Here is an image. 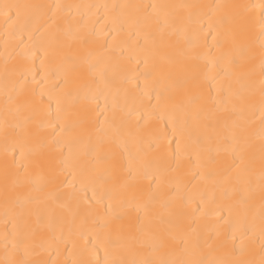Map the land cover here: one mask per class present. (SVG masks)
Masks as SVG:
<instances>
[{"label": "snow or ice", "instance_id": "6c2138e0", "mask_svg": "<svg viewBox=\"0 0 264 264\" xmlns=\"http://www.w3.org/2000/svg\"><path fill=\"white\" fill-rule=\"evenodd\" d=\"M100 7L102 32L95 28L94 13L80 11ZM180 9L186 15H179ZM0 17L8 30L43 19L47 33L39 49L41 80L33 76L29 82L31 66L9 70L6 65L15 93L6 91V111L11 103L17 114L30 112L29 120L51 116L54 98L57 122L65 128L83 125L89 138L95 137L91 161L72 164L74 179L75 170L81 172L79 188L59 182L64 169L50 156L26 152L20 142L6 146L0 264H264V0L4 2ZM193 17L198 27L190 34L185 22ZM130 76L143 80L147 119L133 120L135 114L118 103L127 95L123 85ZM50 80L47 92L28 86ZM153 116L157 124L149 128ZM4 135L7 144V121ZM150 153L162 161L151 172ZM21 191L28 195L21 197ZM99 205L104 206L103 239H86L84 252H77L63 238L62 225L56 235L57 209L69 213L73 223L78 216L86 223ZM61 244H71L62 260ZM52 252L57 259L50 258Z\"/></svg>", "mask_w": 264, "mask_h": 264}, {"label": "bare ground", "instance_id": "6f19581e", "mask_svg": "<svg viewBox=\"0 0 264 264\" xmlns=\"http://www.w3.org/2000/svg\"><path fill=\"white\" fill-rule=\"evenodd\" d=\"M11 2L21 4H72V5H112V4H137V3H158V4H215V3H245L247 0H0V3ZM75 13V10H73ZM81 12L94 13L93 21L95 22V28L98 32H102L105 25V9L102 7L96 9H80ZM181 16L186 15V11L183 9L177 10ZM202 19V18H201ZM190 34L195 33L198 27V18L193 17L192 21L185 22ZM106 37L101 36V40ZM47 40V33L44 30L43 19L33 20L27 24L21 23L15 30H8L5 28L3 18L0 17V189L3 187L4 172L3 162L5 159V148L11 146L14 142L23 143L26 152L31 154L43 153L46 156H50L57 169L63 168L64 171L59 176V182L65 181L75 183L79 188L81 180V172L75 170V179L73 178L74 169L72 167L73 162L80 161L86 163L91 161L95 144V137L89 138V134L85 131V126L73 123L70 128H65L63 122H57L55 120V107L56 102L53 98L51 102L52 115L46 116L40 114L35 119L29 120L31 115L27 110H22L19 114L15 112V105L9 103L8 110L6 111V91L9 95H15L12 92V85L10 79L5 77V67L8 69L19 68L23 66H31L32 71L27 74V79L31 82L32 77L35 76L37 81L41 80L44 76V69L41 66V61L44 59L39 49L45 44ZM32 52L31 60L26 58V54ZM255 75L253 79L257 82L259 80V66L258 62L254 66ZM139 85V86H138ZM29 87H37L43 89L45 92L52 87L51 80L47 85H33L29 84ZM127 89V95L121 94L118 98V103L124 106L127 110L132 111L135 115L133 120L144 116L147 119V111L149 100L147 97L142 96L143 80L137 81L131 78L129 83L123 85ZM258 99V97H257ZM47 101V95L45 96ZM154 103V101H152ZM167 115V114H166ZM256 125L259 126V111L255 114ZM180 116L177 114V121L179 122ZM5 121H7L8 140L5 141L4 128ZM51 121V123H49ZM157 121L155 116L147 120V126L149 128L155 127ZM164 126V122H160V127ZM169 125V130H170ZM171 138V137H169ZM59 141V146H57ZM131 150L134 152L135 147L130 145ZM174 148L175 145H172ZM163 146L161 148V151ZM154 153H150L147 157V161L150 163L149 171H154L156 167L162 165V161L153 159ZM8 159L11 161L12 157ZM16 161L20 162V158L17 152ZM103 167V165L101 166ZM149 181H145L148 183ZM71 190V189H67ZM89 195L91 190L89 189ZM21 197L28 195L26 191H21ZM259 198L257 197L253 202V210L258 213ZM103 210L104 206H97V210L90 216L86 223H82V216H78L75 222H72V217L69 213L57 209V227L56 235L60 236L59 227L62 225L63 238L70 240L76 246L77 252H84L86 248V239L95 240L97 235L103 239L105 235V229H102L99 225L103 223ZM214 210V206L210 207V211ZM5 207L3 203V197L0 195V226L4 219ZM226 215V214H225ZM97 221V223H94ZM210 223L214 226L215 221ZM249 223H252V216L249 215ZM255 223L259 226V217L256 216ZM228 224L224 225L227 229ZM85 233V238H81L80 233ZM238 243V241H237ZM71 251V244L65 247L60 245L59 259H64L67 252ZM100 255H103L101 250ZM0 258H2V246H0ZM51 259H57L55 252H52Z\"/></svg>", "mask_w": 264, "mask_h": 264}]
</instances>
